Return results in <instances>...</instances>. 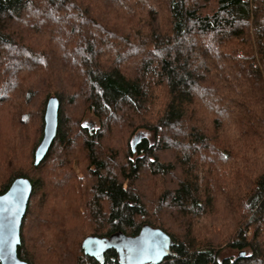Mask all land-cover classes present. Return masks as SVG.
<instances>
[{
	"label": "trees",
	"instance_id": "obj_1",
	"mask_svg": "<svg viewBox=\"0 0 264 264\" xmlns=\"http://www.w3.org/2000/svg\"><path fill=\"white\" fill-rule=\"evenodd\" d=\"M114 1L128 2L127 14L115 18L121 24L107 23L119 10ZM147 1L0 0V61L2 54L18 52L24 57L17 66L35 61L43 83L54 82L58 73L72 84L61 81L68 96L49 90L35 98L30 75L22 76L9 60L0 69V92L6 93L0 102L23 92L37 110L36 122H29L28 112L21 114L24 124L40 132L37 140L8 111L18 136L8 137L0 154V195L16 178L32 182L18 248L28 264H122L116 248L100 260L87 255L84 239L136 236L145 225L172 238L171 253L159 264H264V0H166V17ZM96 4H102L100 12ZM30 8L44 14L39 22L45 31L35 28L36 39L28 38L42 47L40 53L17 41L15 22L27 21ZM52 18L69 32L48 29ZM129 21L134 25L127 29ZM50 43L63 48L53 66ZM122 53L134 64L131 76L120 68ZM220 65L225 79L213 73ZM51 94L60 102L57 135L35 166ZM77 99L75 116L66 115L64 106ZM153 103L159 106L149 110ZM146 109L149 115H143ZM89 111L99 119L97 128L84 123ZM70 123L82 137L81 159L67 154L75 131ZM5 126L0 119V130ZM143 130L150 135L133 148L132 138ZM58 142L66 148L56 167L63 180L49 190L64 188L58 202L68 203L65 211L47 207V185L31 173L53 160ZM74 160L84 161L85 177ZM144 169L152 185L167 179L169 187L139 188ZM38 197L40 211L33 214ZM67 212L76 226L64 219ZM225 248L239 256L225 257Z\"/></svg>",
	"mask_w": 264,
	"mask_h": 264
},
{
	"label": "rangeland",
	"instance_id": "obj_2",
	"mask_svg": "<svg viewBox=\"0 0 264 264\" xmlns=\"http://www.w3.org/2000/svg\"><path fill=\"white\" fill-rule=\"evenodd\" d=\"M95 1H97V0H91V4H94ZM101 1H104V0H99V3ZM105 2H106V0H105ZM147 2L146 3L148 4V7L156 8V6H157L158 10H160L159 12H161L160 13L161 16H165L166 17V15H165L166 14V0H148ZM115 3H117L116 7H118L119 10H117L116 14H114V18L110 17L109 19H107V23L110 22L112 24H114V23H120L121 24L122 21L121 20H116L115 18H116V16L117 17L118 16H124V14H127V11H125L126 10V6H124V5L128 4V2H123L122 1L121 3H119V2H115L114 1V4ZM130 4H132V2H130ZM96 5H97V11L100 12V9L102 10V8H100L102 6V4H100L99 6H98V4H96ZM39 8H41L40 5H39ZM128 13H129V11H128ZM42 15H44V14H42ZM42 15H40L37 12H35L34 9L30 8L25 13V19H27V21L22 20V21H16L15 22L16 23V31H17V33L19 34V37H20V38L17 39V41H22L23 45L34 48L35 52H37V53L38 52L40 53L42 47L38 46V44L34 43V41H32L31 39L32 38L36 39V37H37V33L33 29L38 28V29H41V31H43V32L45 31L44 27H42L41 23L39 22V20L42 19L41 18ZM91 15H92V17L94 16L93 13ZM26 16H27V18H26ZM56 21H57L56 18H52L51 25L49 26L48 29H50L51 31L55 32V30L60 26L59 23L56 22ZM102 22H104V21H102ZM127 24H129L126 27L127 29L134 25L131 21H129V23H127ZM160 24L163 25L161 22H160ZM59 30H60V32H63V31L69 32L67 29L65 30V28H63L61 26L59 27ZM85 30L86 31H85L84 35H86V34H88V32H90V29L88 30L86 28ZM23 35H26V36H23ZM28 38H31V39H28ZM44 39L47 40L46 38H44ZM61 40H63V38H61ZM38 41H40V40H38ZM48 47H49L48 49H49V52H50V62H48V64L53 66L52 62H55V61L58 60V56L57 55H58V53H59V55L63 53V51H62L63 48H62V45H60V46L58 44L57 45H55V44L53 45V43L52 44L50 43V45H48ZM141 48L143 49V47H141ZM102 49L103 48H101V51H102ZM4 51H6V50H4ZM103 52H104V50H103ZM119 52H120V50H118V53ZM7 53L8 54H2L1 55L2 59L0 61L1 62L0 69H4V67H1V66L2 65H6V63L8 64L9 61H12V62L15 63L14 64L15 68H17L18 70L22 69L21 73H20L22 76L30 75L27 79L26 78H24V79L27 80V82L32 86V88L34 90L33 94L31 95L32 97L34 96L35 98H40V99L42 98L43 99L46 96V94L49 93L48 92L49 90L52 91V93H54L55 90L62 91L61 93H66L65 92L66 90H65V88H63L62 84L67 87V85L70 82L68 80H65V79H64V81L61 80V77H60V75L58 73L54 74L56 76V79H53L54 82L51 83L50 81H47V82L43 83V81L40 80V75H43L42 68L39 67L38 64L35 61H33V63L29 62V64H25V65L22 64V65H18L17 66V64L20 63L23 60L24 54H18V52L15 53V54L13 52L9 53V51ZM114 53H117V52L115 51ZM153 54H155V53H153ZM121 55H122V59H123L124 63L121 64L120 68L123 70V72L125 74H127L128 76H131L132 74H134V64L131 61V58L129 57L130 55H128L127 53H122ZM213 62H215V64H217L216 57L214 58ZM27 66H30V67H27ZM27 68H29V69L26 70ZM213 70H214L213 73H215L214 74L215 76L219 77L220 79L224 78V76H225L224 72L225 71H223V66L222 65H220L218 68H214ZM35 73L36 74L39 73V74L35 75V77H34ZM61 81H62V84H61ZM69 85H72V84H69ZM78 89L79 88H76L75 90L78 91ZM13 91H15L14 87L11 89V92H10L12 95H13ZM16 92H18V91L16 90ZM158 92H159V90H158ZM5 94H2V92H0V98L5 96ZM200 94H202V93L199 90H196V95L200 96ZM51 95L53 96V94H51ZM66 95H67V93H66ZM23 97H24V93L22 92L21 93V97L20 96L17 97V95H15V94L13 95V98L9 97L11 99L9 101H12L13 104L10 103L9 101L6 102V103L5 102H0V119H4L5 122H6V126L4 127V129L0 130V148H1L0 149V154H3V151H4L3 145L7 143V138L9 137L12 140L14 136H18L15 133L17 131H13V129L10 126V123H9V120H8V111L10 112L11 119H15L14 122H16L17 125H19V126H25L26 125L25 126V127H27L26 131L30 132V134L31 133L34 134L36 140L39 139V137H40L39 136L40 132L35 130V127H33V125L29 123V122H31V123L32 122H36L35 120L37 119V116H36L37 110L34 109V108L32 109V107L30 106L29 99H26L25 97L23 99ZM78 102H79V100L77 99L76 103L64 106L63 109L66 112V115L75 116V114H76V112L78 110V106H79ZM153 104L154 105H150V108H148L149 110H152L156 106H159V105H157V103H153ZM8 108H9V110H8ZM149 110H147V109L143 110V115H146V114L149 115L148 114L150 112ZM23 112H28L30 114L29 115L30 116L29 122H27L29 124H24L25 122H23L24 120L21 118V114ZM153 112H156V110H153L150 115H152ZM12 114H13V116H12ZM31 117H33V118H31ZM84 119H85L84 123L86 125H91L94 128L98 127L99 119H97V117L93 113H91L90 111L85 114V118ZM17 125H13V127H17ZM70 126L73 127V129L75 131L72 132V134L74 133V135H73L74 136L73 137L74 140H73V142H71L72 144L68 145L69 153H67V154H68V157H69L71 154L76 153L75 156H78L81 159L80 154L82 153V150L80 148L82 146H81L80 142H82V137H81L80 133H78L77 129L74 128L72 123H70ZM18 128H17V130H19ZM137 135H140V136H146L147 135V136H149L150 134L146 130L138 131V133H136V135H134V137L132 138V141ZM118 136H119L118 138H120L121 135H118ZM114 137H116V136L114 135ZM110 143L111 142H109V144ZM21 144H23V139L19 142V146L22 147L23 145H21ZM61 145H62L61 142H58L56 144V147L53 150L54 158L45 167H43L40 170H37V172H35V173L33 171L31 172L30 168L28 169V171L31 172L33 176L38 177V178L40 176L42 177V180H44V183L47 185V188L44 191H42V195H44L45 192L47 194L51 195V196H49L48 201H47L48 202L47 205H50V206H47V207L54 206L53 208L56 211L57 210L65 211V209H66V205L65 204H68V203L64 204V203L58 202V200L61 197L60 194H62V192L64 191V188L61 185L57 186V190L56 189H53V191L49 190L50 187H52V186L54 187L55 186V182L56 181H57V183H59L58 181L63 180V179L60 180V178H62L63 176L56 173L58 171V169H56V167H58V162L60 161V159H61V157H62V155L64 153L63 151L66 149L65 148V149L61 150V147H63ZM118 159H119V162H122V163L125 161L122 156L118 157ZM69 161H71V160H69ZM74 161H75V163L78 162V165L82 166V168L79 169V173H80V175L82 177H85V169L83 168L84 161H82V162L78 161V160H74ZM148 172L149 171L147 169L146 170L144 169V171L142 172V175H141L142 178L140 179L139 188H142V187L148 188V187H151V186H155V187L157 186L158 187V185H159L160 189L162 188V190H163V189L169 187L167 179H165V181L167 183L166 182L164 183V181L162 180V181H159L157 185H152L151 183L154 182V180L153 179L151 180L150 175H149ZM54 173L56 175H60V177L59 176L55 177ZM54 188H56V187H54ZM37 199H36V201L34 203V206H33V210H32L33 214H35L38 211H40V207H38V206L40 205L41 199H40V197H38ZM174 211H176V210H174ZM53 216H51V218ZM67 216H70L69 212H67L65 215H63V217L66 220V222L69 223V226H72V225L76 226L75 222H77V220H74L75 222H73V221L69 222V221H71L70 220L71 217H67ZM175 217H177V216H175ZM31 218H32L33 221L35 220L34 219L35 218L34 215H32ZM169 227H170V225H169ZM28 229L30 230V232L34 233V236L37 235V233L35 231L36 230L35 229V225L29 226ZM175 229H173V230H175ZM83 230H88V228H86V229L83 228ZM33 233H32V235H33ZM261 233H262V241L264 242V224L261 226ZM118 239L120 240V238H118ZM246 251H247V253H250L249 250H246ZM239 253L240 252L238 250L231 249V248H225L223 250V255L225 257H232L233 259L237 258L239 256ZM255 264H257V263H255Z\"/></svg>",
	"mask_w": 264,
	"mask_h": 264
},
{
	"label": "water",
	"instance_id": "obj_3",
	"mask_svg": "<svg viewBox=\"0 0 264 264\" xmlns=\"http://www.w3.org/2000/svg\"><path fill=\"white\" fill-rule=\"evenodd\" d=\"M59 99L50 96L44 114V135L35 151V166L39 165L49 152L58 129ZM141 136L133 141L136 147ZM18 189H23V197L17 199ZM32 193V182L27 177L16 178L10 188L0 195V264H28L20 259L18 248L21 244V227ZM165 244L159 254L148 247L151 242ZM172 238L164 230L145 225L136 236L118 238L87 236L82 248L84 252L100 260L110 248H116L121 254L122 264H159L170 253ZM146 250H141V249ZM245 252H241V255Z\"/></svg>",
	"mask_w": 264,
	"mask_h": 264
},
{
	"label": "snow or ice",
	"instance_id": "obj_4",
	"mask_svg": "<svg viewBox=\"0 0 264 264\" xmlns=\"http://www.w3.org/2000/svg\"><path fill=\"white\" fill-rule=\"evenodd\" d=\"M16 195H17V199H21L23 197V189H18ZM148 247L151 248L153 251H156V254L158 255L159 251L162 250L164 247H166V245L153 241V242H151V244L148 245ZM141 250L143 251L146 249L142 248Z\"/></svg>",
	"mask_w": 264,
	"mask_h": 264
},
{
	"label": "bare ground",
	"instance_id": "obj_5",
	"mask_svg": "<svg viewBox=\"0 0 264 264\" xmlns=\"http://www.w3.org/2000/svg\"><path fill=\"white\" fill-rule=\"evenodd\" d=\"M34 164H35V161H34ZM38 166V165H37Z\"/></svg>",
	"mask_w": 264,
	"mask_h": 264
}]
</instances>
